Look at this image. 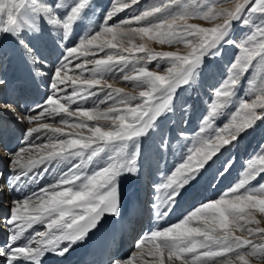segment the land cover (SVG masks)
Returning a JSON list of instances; mask_svg holds the SVG:
<instances>
[{"label": "snow or ice", "instance_id": "1", "mask_svg": "<svg viewBox=\"0 0 264 264\" xmlns=\"http://www.w3.org/2000/svg\"><path fill=\"white\" fill-rule=\"evenodd\" d=\"M139 3L112 0L94 22L95 0H0V40H10L33 77H47L49 86L44 103L23 111L18 102L0 99V112L28 125L27 146L5 153L8 186L21 188L41 166L57 172L47 186L10 203L3 217L7 235L0 243V264H43L49 254L64 257L102 222L122 217L121 183L143 174L145 141L174 113L178 90L196 84L206 62L222 56L225 47L235 52L210 88L198 130L180 131L179 161L153 182L157 220L189 192L192 209L176 223L137 236L127 255L109 252L104 264H264V142L241 161L228 189L195 201L209 175L208 186L216 187L214 181L235 167L229 156L212 172L221 157L264 126V0H161L117 20ZM53 36L61 55L50 64L37 43ZM147 42L177 50L155 51ZM99 53L104 56L96 58ZM7 60L8 53L0 52V69ZM72 68L78 74L69 75ZM109 80L127 82L138 94L114 88ZM7 86L0 77V90ZM92 97L97 99L91 108L79 103ZM45 116L59 117L61 126L43 122ZM45 132L48 142L35 145ZM169 148L161 136L157 155Z\"/></svg>", "mask_w": 264, "mask_h": 264}, {"label": "rangeland", "instance_id": "2", "mask_svg": "<svg viewBox=\"0 0 264 264\" xmlns=\"http://www.w3.org/2000/svg\"><path fill=\"white\" fill-rule=\"evenodd\" d=\"M160 2H161V0H140V3L138 5H134L131 8L125 10V12L120 13L119 16L117 17V20H119L121 18H131L132 16H134L135 14H138L143 9L149 8L153 4H157ZM95 3L98 6V8H97V15L95 17H93V21L98 22L99 21V15L111 5L112 0H95ZM228 7H231V5H228ZM190 22L196 23V24H201L202 26H205V27L211 26V25H209V24H207L201 20H193ZM235 31H236V34L239 35L241 32V29L236 28ZM55 39L56 38L54 36L51 38L45 37L42 41L37 43V46L42 49V51L44 52V55H46L48 57V59L50 58V60H51V61L49 60L50 64H55L57 61V57H59L61 55V50L59 48H57L55 43H54ZM0 41H2V40H0ZM135 43L139 44V43H141V41H139L137 39L135 41ZM147 45L149 48H151L155 51H176L177 50L176 47L159 45V44H156L154 42H147ZM179 50L181 52L185 51L182 46H180ZM106 51H115V50H106ZM234 52H235V49H233L231 47H225L222 56H217V57L213 58L212 60H208L206 62L203 73H202L201 77L198 79L196 84H194L192 87L178 90L177 98L175 99V102H174V104H175L174 113L169 114V116L167 118L163 119L162 123L160 124L159 129L155 130L152 134V138L146 140L144 145H143V147L145 149V154L148 158V163L145 165V169L143 171L144 174L150 175V174L154 173V175H159L160 179H161L163 173L167 169L172 168L179 161L182 145L184 143L183 141L180 140V137H179L180 131L186 130L189 134H192L198 130L200 119H201L202 113L204 112V109H205L206 101L210 98V95H211L210 88L213 85H215L218 82V80L221 78V76L223 75L224 66L233 58ZM125 55H127V53H125ZM138 55H143V54L141 53ZM103 56H104V53H99L96 58H100ZM11 60L12 59L8 57L7 63L5 64L6 69H9V67H11V69L14 70V69H16V66H14V64L11 62ZM155 63L156 62L153 61L152 64L149 65V68L153 69ZM87 67L91 68L92 65H88ZM2 70L3 69H0V75L3 72ZM78 71L79 70L72 68L69 71V75L78 74ZM84 75L88 76L89 73L85 72ZM8 76L6 75L4 78L5 80H6V78H8L7 79V81H8L7 88L8 89L0 90V99H8V100L15 101L17 94H20V90H18L20 87L16 86V84L14 82L12 83V80H11L12 78L10 79V76L9 77ZM1 77H3V73L1 75ZM39 79L40 80L44 79L42 86H41V89L36 90L37 93L39 92V90L41 91L42 95L39 94V96L41 95L40 98H36L37 96H35V95L31 96L33 94L24 91V94H27L26 96H31L29 98V104L31 103V101L35 105L44 103L45 97L49 93V86L45 82L47 80V77L39 78ZM16 80L17 79H15L14 81L16 82ZM109 83H111L114 88L115 87H123L126 92H132V94H134V95L138 94L136 92H133L131 86L128 85L127 82H123L120 80H109ZM105 90L107 91V89H105ZM16 91H18V92L16 93ZM67 91L69 94H71L70 83H69V86L67 87ZM103 94H104L103 92L100 93L101 96H103ZM96 99H97V97H92L89 99V101L87 103H85L83 101H79V103L84 108H91L93 106L92 101L96 100ZM21 104L23 106H21ZM34 104H32V105H34ZM19 105H20V109L22 111L26 108V107H24L23 101L20 102ZM100 107H103V105H100ZM185 109H187V112H185ZM71 110H76L75 104L72 105ZM0 114H1L0 120L5 121L4 124L6 123L4 125V127H6L7 121L10 120V122L12 123V126H14L11 131H13L14 129H18V127H19L20 132L23 134L20 137V141L18 142V145L15 148V150L22 147V146H27L23 143V141L25 140V135H24L25 129H26V127H28V125L26 123H24L22 125V123L17 122L16 117L10 112H0ZM30 114H35V113H30ZM4 116H6L7 120H5L3 118ZM58 121H59V117H56L55 120H52V119L48 118L47 116H45L44 120H43V122L56 123V126H61L58 124ZM218 123H220V121H218ZM65 130L71 131L70 129H65ZM0 132H2V131H0ZM1 135H2V133H0V136ZM48 135L49 134L46 132L40 133L39 138L34 140V144L40 145V144L47 143L48 142V140H47ZM161 136H163L169 142L170 148H169V150H166L165 152H163V154L161 156H158L156 153V145L158 144ZM44 140H45V142L43 143ZM1 142H3L2 137L0 139V146H1ZM261 142H264V126L259 128L254 134L245 136L244 139L239 143V145L237 147L231 148L229 152L225 153L224 157H221L220 163H218L215 166V168L212 170V172H215L216 168L221 167V165L223 164V161L225 159L229 158V156L235 159V167L232 169L230 174H228L224 177L218 178L216 181H214V183L216 184V187H209L208 186L209 181L211 180V175H209L208 178H206L204 181L201 182V185L199 186V189H198V195L195 197V201H199V200L204 199V198H216L221 192L228 189L237 179V176H238L239 171L241 169V161L243 159H245L248 154H250L254 150H256L257 146ZM8 145L11 146V143H9ZM0 149H1L0 154L2 155V157H4L3 160H5V165H6V167H8V170H10L8 157L5 155L4 152H2V148H0ZM174 157H175V159H173ZM157 161H159V169H160L159 171H157ZM149 164L151 165L150 168L148 166ZM69 166H71V165L70 164L67 165V167H69ZM65 167H64V169H66ZM93 167H95V165H93ZM48 169L51 171V168H48ZM5 171L6 170L4 168L0 169V173H3V179H0V186H2V185L8 186L6 178H10L11 173L5 172ZM40 172L46 173L47 171L45 172L42 170ZM51 173L53 174V172H51ZM142 176L143 175H141L138 180L134 178L135 179V180L133 179L134 184H138L139 182H141ZM52 177H53V175H52ZM148 182H149L148 186H147V183L145 185L146 188L154 187L153 182H155V179H152V181H148ZM28 183L29 182L27 181L26 184H28ZM40 183L42 184L43 182H40ZM25 187L26 186H24V188ZM24 190L25 191L28 190L30 193L33 192L32 188H29V189L25 188ZM148 195H149V197H148ZM148 195L145 196V200H144L145 203L149 202L151 199H155L153 195H150V194H148ZM5 197H3L4 203H2L0 205L1 206L0 210H2V211L4 209H6V207L4 208V206H7L6 203L9 201L8 198H12V196L10 197L9 195L8 196L6 195ZM147 197H148V199H147ZM146 199H147V201H146ZM193 203H194V197L191 195L190 192L186 193L183 198H178V202H177L176 206L169 213V215L171 216V217H169V221L167 222V220H168L167 219L168 216H167L166 222L163 225H156V226L153 225L154 229L167 227L172 223L178 222V220L183 215H185L188 211H190L192 209ZM9 205L7 206V209L9 208ZM149 206H150V208L148 207V212H145V215H144V218L142 219V221L141 220L140 221H134V223H131V226L129 227L128 231L126 232L128 235V241L130 242V245L128 246L130 249H129V252L125 253L126 255L128 253H130L133 249L132 241L134 239L132 237L136 234L138 236L137 231H138V229H140V225L148 219V216H150L151 213H154L153 210L155 208L153 205V200ZM146 208H147V206L144 207V209H146ZM149 210L151 213L149 212ZM152 217H153V214L151 215L149 220ZM128 219H131V218H128ZM115 220L117 221V219H115ZM132 220H131V222H132ZM2 228L4 229V227H2ZM143 232L144 231H141L140 234L142 235ZM237 234L239 235V233H237ZM117 243L118 242L116 241L114 245H116ZM114 245H112V246H114ZM112 246L110 248H108L110 250V252L112 250ZM107 255L108 254L105 255L104 260L100 261L101 263H104L107 260Z\"/></svg>", "mask_w": 264, "mask_h": 264}, {"label": "bare ground", "instance_id": "3", "mask_svg": "<svg viewBox=\"0 0 264 264\" xmlns=\"http://www.w3.org/2000/svg\"><path fill=\"white\" fill-rule=\"evenodd\" d=\"M0 52H7L8 57L12 59L11 62L17 68L16 69L17 72H12L11 75H9V74L8 75L10 76V79L12 78L11 79L12 83L15 82L14 81L15 79H17L15 82L16 86L20 87V85L22 83L25 85L24 89L20 90V94H17L15 101L18 103L23 101L24 107H26L25 109H27V105H29V98L31 96H34V95L37 96L36 98H38L39 94H41L40 90L38 93L36 92V90L41 89V86H42L44 79L40 80L38 77H36V78L33 77L30 67L25 63L23 57L19 54V51L17 49H15L14 45L12 44V42L10 40L0 41ZM49 60H50V58H49ZM2 69H3L2 70L3 71L2 72L3 78H5V76L7 75L5 72L8 69H6V65ZM9 70H11V69H9ZM2 73H1V75H2ZM7 79L8 78H6V80ZM6 89H8V88H6ZM24 91L31 93L33 95L26 96L27 94H24ZM17 92L18 91H16V93ZM21 106H23V105H21ZM29 106H33V105L30 104ZM4 122H2V123L4 124ZM0 139H1V137H0ZM51 167L54 168V170L56 172V168L54 166H49V168H51ZM61 167H64V165H61ZM43 168H44V166H41L40 169L34 170V173L38 170L42 171ZM38 173H40V172H38ZM144 175L147 178V182L152 181V179H154V173L152 175H147V174H144ZM145 176H144V181L146 179ZM9 179L10 178H6L8 185H9ZM155 182H159V179L156 178ZM145 185H146V181L140 183L139 185L134 184L133 180L122 181V183H121V199H122V209L124 212V215L122 217H124V220H122L120 223L118 221L120 219H122V217H120V218H116V217L108 218L107 221L102 222L101 226H99L97 230H94L92 233L89 234V239H87L84 243L75 246L74 249L69 254H66L64 257H58V256H53V255L49 254L44 258L43 264H82L85 262L86 257H88L89 254L92 255L95 252L99 253V259H98V262L94 263V264H104V263H101L100 261L104 260V257L106 255L105 250L110 248L112 245H114L116 241L118 242L119 236H122V233H124L127 236V241H128V235L126 232L128 231L129 227L131 226V223H134V221H140V220L142 221V219L144 218L145 212H148L147 211L148 207L146 208V211H144L143 208L140 209V205L145 200L146 195L150 194V195L154 196V187L146 188ZM42 186L45 187V186H47V184H45V185L42 184L41 187ZM7 187L8 186H6V185L0 186V189H2V190H0V200H4L3 197H5L6 195L7 196L9 195L10 197L12 196V199L16 200L18 198H21L25 193H30L28 190L27 191L24 190L25 188L27 189V187L24 188V186L21 188H17L16 190H13V188H12V191H10V192L8 191ZM30 188L33 189L32 191H38V189H34V184ZM148 197H149V195H148ZM148 197H147V199H148ZM154 198H155V196H154ZM147 199H146V201H147ZM144 205H146V203ZM147 206H149V205H147ZM4 207H7V206H4ZM149 208H150V206H149ZM6 210H7V208L4 209L3 211L0 210V215H2V216L5 215L4 212H6ZM153 211L155 212V209ZM128 218H131V219H128ZM115 219H117V221ZM165 219L166 218H164L162 220H157L156 216L153 215V217L150 219V222H152L151 223V225H152L151 229H154L153 224L155 226L156 225H163L165 223ZM131 220H132V222H131ZM118 224L122 225V227H120ZM1 225L4 226L3 221H1ZM37 227H40L42 230H44L42 226H37ZM1 228H0V230L2 232L3 238H5L7 235L5 228L4 229L3 228L1 229ZM138 231H139V229H138ZM144 233H145V231L143 232V234ZM125 245L126 246H123V244H122V247L120 248L119 242H118L116 245H114L115 247L112 246V249L116 250L119 248L120 254L126 255L125 253L129 252V249H130L128 247L130 245V242L128 241ZM74 258H75V260H73ZM63 261H64V263H62ZM84 264H86V263H84ZM91 264H93V263H91Z\"/></svg>", "mask_w": 264, "mask_h": 264}]
</instances>
